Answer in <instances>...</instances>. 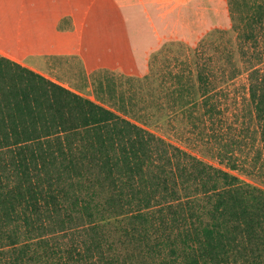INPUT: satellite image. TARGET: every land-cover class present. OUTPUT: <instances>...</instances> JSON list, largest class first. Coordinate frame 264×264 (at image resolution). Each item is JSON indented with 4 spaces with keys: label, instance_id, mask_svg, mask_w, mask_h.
Returning a JSON list of instances; mask_svg holds the SVG:
<instances>
[{
    "label": "trees",
    "instance_id": "16d2710c",
    "mask_svg": "<svg viewBox=\"0 0 264 264\" xmlns=\"http://www.w3.org/2000/svg\"><path fill=\"white\" fill-rule=\"evenodd\" d=\"M229 5L264 154V0ZM214 158L0 54V264H264V188Z\"/></svg>",
    "mask_w": 264,
    "mask_h": 264
},
{
    "label": "rangeland",
    "instance_id": "374dc122",
    "mask_svg": "<svg viewBox=\"0 0 264 264\" xmlns=\"http://www.w3.org/2000/svg\"><path fill=\"white\" fill-rule=\"evenodd\" d=\"M232 25L229 0H0V47L13 60L217 166L233 151L235 173L264 188ZM205 86L214 115L182 110L177 89L192 99Z\"/></svg>",
    "mask_w": 264,
    "mask_h": 264
},
{
    "label": "crops",
    "instance_id": "0c3cea01",
    "mask_svg": "<svg viewBox=\"0 0 264 264\" xmlns=\"http://www.w3.org/2000/svg\"><path fill=\"white\" fill-rule=\"evenodd\" d=\"M5 51L6 53L5 54H7V55H4V56H7V57H9V58H13V59H15V60H18L19 59V57L18 56H16V55H14L13 53L11 54V52H9L10 50H6V49H3V48H1L0 47V52L1 51ZM1 54V53H0ZM29 67V66H28Z\"/></svg>",
    "mask_w": 264,
    "mask_h": 264
}]
</instances>
